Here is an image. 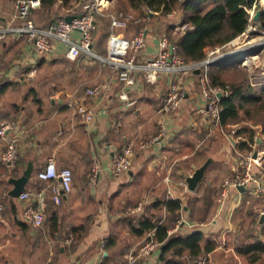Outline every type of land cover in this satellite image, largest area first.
I'll return each mask as SVG.
<instances>
[{"label":"crops","instance_id":"obj_1","mask_svg":"<svg viewBox=\"0 0 264 264\" xmlns=\"http://www.w3.org/2000/svg\"><path fill=\"white\" fill-rule=\"evenodd\" d=\"M16 2L0 0V26L19 22L13 19ZM114 2L102 1L92 32V53L82 52L77 60L64 54V43H58L55 54L46 58L34 55L24 37L8 35L0 44V80L13 82L0 94V122L16 120L18 132L24 135L15 166L2 161L0 142V199L5 205L0 210V264H130L129 255L135 258L131 264H264V252L245 250L254 243L264 244V219L254 211L255 205L264 206V194L257 196L247 188L231 189L226 197L222 194V183L233 174L241 156L257 150L264 167L261 135L256 134L258 144L251 150L241 149L238 140L245 138V133L236 134L237 128L209 122L200 112L203 100L196 71L161 73L154 83L137 71L134 82L124 86L119 72L102 58L108 54L111 34L131 39L143 29L148 42L140 52L150 57L157 54L159 36L176 29L181 20L176 17L172 21V11L167 15L149 11L146 18L145 8L129 5L128 26L112 29L108 15L118 10ZM139 9L140 15L136 13ZM19 66L22 72L17 73ZM30 70L35 74L31 76ZM175 80L186 92L176 115L168 119V135L141 147L166 119L161 104ZM96 85L101 91L88 96L86 88ZM18 86L22 99L16 92ZM123 91L127 99L121 97ZM78 99L96 108L92 122H84L68 103ZM120 115L123 122L117 128L113 122ZM124 143L134 146L132 166L126 173L114 174L109 170L110 159ZM51 156L60 167H71L73 188L59 195L47 192L45 223L37 228L22 219L23 202L9 194L13 187L9 177L21 175L32 160L34 170L26 189L41 190L48 182L37 174ZM208 157L214 160L204 179L195 190H189L186 177ZM94 158L103 173L95 187L88 181ZM220 169L227 172L224 178L217 174ZM172 198L181 201V208L174 212L176 220L166 206ZM139 202L143 209L127 211L125 216L123 206L133 208ZM143 214L159 218V224H170L169 235L203 233L200 253L192 254L187 248L181 253L174 249L164 253V242L149 254L141 252L149 233L155 235V228L134 231ZM180 219L184 221L169 233Z\"/></svg>","mask_w":264,"mask_h":264},{"label":"built area","instance_id":"obj_2","mask_svg":"<svg viewBox=\"0 0 264 264\" xmlns=\"http://www.w3.org/2000/svg\"><path fill=\"white\" fill-rule=\"evenodd\" d=\"M16 12L13 19L19 20L17 24L7 22L0 26V44L8 35L14 37H24L26 46L30 51L39 58L51 57L57 50L58 43H64V54L72 60H77L81 53H92V32L97 24V14L102 12V1L93 0L84 5V12L80 16L73 17L68 20L65 16L58 17L57 20L51 22L47 26L39 25L35 18L32 17L33 11L41 5V0H16ZM150 9L147 11L149 12ZM250 13V11H249ZM253 14V13H251ZM111 20V28H126L128 26V17L120 11H112L108 15ZM193 27L188 22H181L176 25L179 33H184L187 28ZM249 29V28H248ZM257 31H260L259 29ZM262 32V31H261ZM245 33V32H244ZM147 34L140 29L131 39L111 34L107 45V56L102 57L111 63L113 69L119 72V79L127 86L134 82V73L140 71L144 74L147 82L154 83L158 80L161 73L187 72L195 71L196 68L201 69L199 76V84L202 88L203 106L200 108L202 115L215 125H221V111L219 93L230 94L231 90L226 87L213 86L210 84L208 75V64L215 61L214 59L205 58L198 62L185 63L178 51V42L174 40L168 33H162L158 39L157 54L154 56H146L140 54L141 50L147 45ZM219 47L210 49L211 53L218 51ZM17 73L22 72V66L15 69ZM31 76L34 71L28 72ZM101 86L96 85L86 88L88 96H96L101 91ZM168 91L163 97L161 112L164 114L165 120H162L160 130L157 134L152 135L147 141L141 142V147L152 145L159 139L166 137L168 134V119H172L176 115L180 99L184 96L186 90L177 81L169 84ZM123 99H127L126 91L121 93ZM70 105H74V109L84 122L90 123L96 116V108L87 104L83 100H69ZM131 104V103H128ZM123 122V116L120 115L113 122V126L119 128ZM16 120L6 119L0 122V142L4 149L1 153V159L4 163L15 166L19 159L20 146L19 141L23 139V133L18 132ZM25 134V133H24ZM134 154V146L124 143L117 149L111 159L109 170L116 173H126L131 169L132 156ZM240 162L236 166L233 174L226 177L222 183V194L226 195L231 189H239V186L249 188L253 194L263 196L264 181L262 176L256 174L255 167L261 169L262 155L257 151V155L253 156V151L241 156ZM93 165L88 174L89 184L95 187L102 170L101 163L96 158L92 161ZM264 174V169H263ZM38 178L48 182L47 186L38 191L24 190L18 196V200L23 202L22 219L28 221L34 227H41L45 223L46 194L48 191L54 194L61 192H69L73 188V171L71 167L63 165L60 167L54 157H49L45 166L37 174ZM143 202H139L136 207L130 208L129 212L136 213L143 209ZM5 207L4 201L0 199V210ZM254 211L258 217L264 215V206L255 205ZM184 220L180 219L169 233L177 229ZM72 240V236L67 239ZM160 242L154 240L153 235L149 233L148 240L141 246V252L149 254ZM129 263H133L135 258L128 256ZM46 264H54L47 262ZM197 264H207L204 261H198Z\"/></svg>","mask_w":264,"mask_h":264},{"label":"trees","instance_id":"obj_3","mask_svg":"<svg viewBox=\"0 0 264 264\" xmlns=\"http://www.w3.org/2000/svg\"><path fill=\"white\" fill-rule=\"evenodd\" d=\"M93 0H41V5L33 11L32 17L36 15L39 25H46L53 22L58 17L66 14L76 15L83 13L84 5ZM131 6L160 11L167 14L172 10H177L181 15L183 23L188 22L193 27L177 37L178 51L184 62H198L207 56L209 48L222 47L230 41L240 37L246 32L250 24L255 25L264 32V6L259 0H129ZM261 9L258 20L252 19L249 9ZM144 9L143 16L148 17L147 10ZM36 20V19H35ZM257 49L241 52L239 55H231L213 61L208 64V75L210 84L213 86L226 87L231 90L230 94H224L220 99L222 107L220 123L225 128L227 126H237L241 120L240 110L245 109L247 115L252 116V109L247 104H258L264 110V85L260 91L252 85L248 76L240 66L246 55L254 54ZM13 82L0 80V94ZM262 126L260 135L264 141V113L261 117ZM247 133L245 138L238 140V146L243 149H252V145L257 141V131L254 128H237L236 134ZM14 198V197H12ZM166 206L171 213L172 219L176 220L174 212L181 208V201L176 198L168 199ZM159 218L143 214L137 219L138 226L134 231L143 233L145 230L155 228L154 240L164 242L163 252L174 249L181 253L185 248L192 254L200 253V240L203 233L192 231L189 235L167 234L170 224H159ZM247 251L264 252L263 243H254L245 248ZM163 253L162 258L165 257ZM170 263V261H167Z\"/></svg>","mask_w":264,"mask_h":264},{"label":"rangeland","instance_id":"obj_4","mask_svg":"<svg viewBox=\"0 0 264 264\" xmlns=\"http://www.w3.org/2000/svg\"><path fill=\"white\" fill-rule=\"evenodd\" d=\"M258 3H260L264 6V0H259ZM129 5H131L129 0H115V2H114V8L118 9L115 11L122 12L125 16L128 17V19L132 15V12L130 14L129 9H128ZM138 8L141 9V7H138ZM140 9L136 12L137 14H139V11H141ZM146 10L148 11V9H146ZM150 11H152V10L150 9ZM249 11H250V13H253V14H251L252 19H253V15L255 14L254 12L256 11V9L252 8V9H249ZM172 12H174L173 15L170 16L171 17L170 19H172V21H174L176 19V17H178V20H181V17H180L181 15H179L177 10H172ZM159 13L163 14L160 11H159ZM164 15H167V14H164ZM34 18L39 23V19L36 17V15L34 16ZM50 23L51 22H49L43 26H47ZM180 23H181V21H180ZM248 28L249 29H247L245 33L241 34L240 37H237L236 39L230 41L229 43L222 45V47H219L218 51L211 53V50H210L211 48L207 49L208 53H207V56L205 58L219 60V59H223L224 57L231 56V55H239L243 51H247V50H251V49H257V52H255L254 54L246 55V57L241 61L240 66L242 68H244L250 83L252 85H255V87L258 89V91H260L261 87L264 85V32L257 31L258 28L253 24H250L248 26ZM173 30H176V29L175 28L171 29V32H168V33L170 34V36L174 40H177V37L182 33H179V32L174 33ZM242 39H243V41L245 40L244 42L247 41V43L245 44V48H244V46H242L241 48L239 47V46H241V44L244 43V42H242ZM140 54H142V53H140ZM104 56H106V55H104ZM197 87H198V91L200 92V94L202 96V88L200 87L199 80H198ZM16 92H18V97H21V99H22L23 93L21 92V87L18 86ZM9 97H10V99H12L11 94L9 95ZM263 97H264V94H263ZM16 100H17V97H16ZM257 105L258 104H247V106L252 109V116L247 115L245 109L243 108L242 110H240L241 120L239 121L238 124H236L237 126H227L225 128H243V127L254 128L257 131V135L260 134V129L262 126L261 117L264 113V110L262 108L258 107ZM255 144H258V141H256L254 143V145ZM208 169H207V171H208ZM254 170H255L256 174H258L260 176L262 175L264 177L263 168L261 169L260 167H255ZM102 174L103 173L101 170L100 176ZM217 174L220 175L222 178H224V176H226L227 172L225 173V171L223 169H220L217 172ZM100 176H99V179H102V176H101V178H100ZM263 177H262V179H263ZM99 179H98V181H99ZM234 190H236V189H234ZM248 190L250 191L249 188L247 189V191ZM250 193H252V191H250ZM123 207H124L123 208L124 214H125V216H127L129 214V213H127V211H129L130 206L124 205ZM22 211H23V209H22ZM21 216H22V212H21Z\"/></svg>","mask_w":264,"mask_h":264},{"label":"water","instance_id":"obj_5","mask_svg":"<svg viewBox=\"0 0 264 264\" xmlns=\"http://www.w3.org/2000/svg\"><path fill=\"white\" fill-rule=\"evenodd\" d=\"M261 9L258 8L253 15V19L254 20H258L260 14H261ZM77 16H80L81 13L76 14ZM76 15H72V14H66L65 18L68 20H72L73 17H75ZM197 73H200L201 69L196 68L195 70ZM219 96L222 97V93H219ZM232 138V136H231ZM257 155V150L253 151V156ZM214 159L212 157H208L207 161L202 164L201 166L197 167L191 174H189L186 178H187V187L189 190H195L198 186V184L204 179V174L205 171L207 169L208 164L213 161ZM34 170V164L32 162V160H29L27 162V166L25 168V170L23 171V173L19 176H10L9 177V182L13 184V187L9 189V194L13 197H17L22 191H24L26 189V184L29 180V178L32 175V172ZM239 189L243 190L244 186H239ZM261 219H264V215L261 217ZM194 264H197V262H195Z\"/></svg>","mask_w":264,"mask_h":264},{"label":"bare ground","instance_id":"obj_6","mask_svg":"<svg viewBox=\"0 0 264 264\" xmlns=\"http://www.w3.org/2000/svg\"><path fill=\"white\" fill-rule=\"evenodd\" d=\"M245 41V40H244ZM243 41V39H242V42H244ZM247 43V41L246 42H244L243 44H241V46H239L240 48L242 47V46H244V48H245V44ZM247 46V45H246ZM238 52V51H237Z\"/></svg>","mask_w":264,"mask_h":264}]
</instances>
